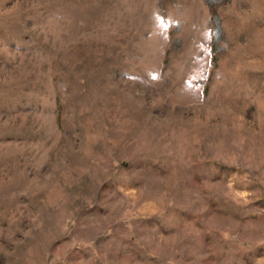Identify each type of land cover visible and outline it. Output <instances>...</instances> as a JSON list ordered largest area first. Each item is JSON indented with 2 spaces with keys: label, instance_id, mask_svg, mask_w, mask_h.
Instances as JSON below:
<instances>
[{
  "label": "rangeland",
  "instance_id": "obj_1",
  "mask_svg": "<svg viewBox=\"0 0 264 264\" xmlns=\"http://www.w3.org/2000/svg\"><path fill=\"white\" fill-rule=\"evenodd\" d=\"M0 264H264V0H0Z\"/></svg>",
  "mask_w": 264,
  "mask_h": 264
}]
</instances>
